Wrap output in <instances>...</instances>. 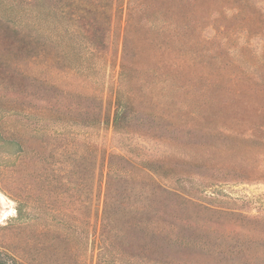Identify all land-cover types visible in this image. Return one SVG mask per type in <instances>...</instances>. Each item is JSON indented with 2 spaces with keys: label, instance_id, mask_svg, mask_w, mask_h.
Here are the masks:
<instances>
[{
  "label": "rangeland",
  "instance_id": "1",
  "mask_svg": "<svg viewBox=\"0 0 264 264\" xmlns=\"http://www.w3.org/2000/svg\"><path fill=\"white\" fill-rule=\"evenodd\" d=\"M6 1L18 5L28 0ZM37 1L53 10L51 18L76 52L87 48L96 55L106 47L113 66L101 68L97 56L92 58L96 63L92 86H99L100 97L93 99V89L82 86L69 71L62 45L37 36L30 27L16 33L0 21V52L10 55L11 51L22 65L16 71L7 65L3 68L0 97L32 113L54 111L77 120L94 118L101 111L109 122L88 130L52 125V129L89 132L86 139L98 145L97 153L74 156L61 142L41 141L37 145L34 141L33 159L42 157L44 163L22 175H12L7 169L12 160L0 153V264H264V144L253 145L249 153L241 151L237 148L244 143L242 131H229L223 124L214 127L211 135L193 133V138L176 141L172 124L145 114L129 123L132 134H117L112 127V104L120 89L121 30L127 0L117 17L121 27L109 38L110 15L108 23L101 24L92 13L75 14L74 4L90 1L109 7L113 0H31ZM234 17L219 16L217 25L213 18L209 20L205 34L211 41L207 46L216 47L221 42L262 53V35L251 37L242 31L222 34L224 25L238 23ZM27 59L33 64L32 71L47 63L50 75L23 74ZM45 76L47 83L42 82ZM73 90L84 93L83 97L75 99ZM37 120L31 118L26 124L32 130L46 125ZM165 142L177 148V153L183 150L188 158L194 155L193 164L191 160L183 166L175 153L164 159ZM128 148L133 157L140 154L155 169L163 163L189 169L196 178L189 183L195 189L192 196L208 209L186 207L172 196L153 194L150 190L156 185L148 180H124L119 175L111 180V160L119 168H131L111 156ZM66 177L71 179L72 188L67 186ZM198 185L205 187L199 190ZM27 195L29 201L22 203ZM104 210L108 226L102 232ZM156 227L171 228L174 235ZM183 240L189 244H181Z\"/></svg>",
  "mask_w": 264,
  "mask_h": 264
},
{
  "label": "trees",
  "instance_id": "2",
  "mask_svg": "<svg viewBox=\"0 0 264 264\" xmlns=\"http://www.w3.org/2000/svg\"><path fill=\"white\" fill-rule=\"evenodd\" d=\"M113 3L109 7L92 4L90 1L79 6L74 4V13L87 16L92 13L101 24H107L110 15L107 30L109 38L121 27L117 24V17L124 10V0H113ZM125 11V23L121 30L123 47L119 65L120 89L112 104L114 113L111 121L117 134H132L129 123L145 114L172 124L170 130L177 134L176 141L193 138V133L211 135L214 127L223 124L229 131H242L240 137L244 143L241 148H237L241 151L249 153L250 148L255 147L253 145L264 144V45L262 53L249 46L238 49L221 42L216 47H208L211 39L208 40L205 34L209 20L213 18L212 21L217 25L219 16L230 14L235 16L233 20H238V23L224 25L223 35L229 31H242L251 37L262 35L264 38V1L236 0L229 4V0H127ZM52 12L51 8L45 9L39 1L32 3L28 0L15 5L0 0V21L16 33L30 27L37 36L62 45V51L69 61V71L82 82V86L93 89V99H99V86L94 88L91 81L96 76V63L92 58L97 56L101 68L113 66L108 49L102 46L96 55L87 48L76 52L73 44L64 41L66 35L51 18ZM11 53L5 55L0 52V76L3 75V68L5 70L9 67L16 71L22 66ZM23 65H26L23 74L33 72L39 76L50 75L51 69L47 63L40 64L42 68L36 71L31 69V60L27 59ZM47 81L48 77L45 76L42 82ZM73 91L75 99L83 97L81 91ZM35 117L39 118L37 122L46 125L32 130L26 122ZM105 122L109 120L101 111L94 118L77 120L54 111L32 113L0 97V153L12 160V164L7 167L12 175H22L43 165L42 157L36 159L38 162L33 159L35 150L31 148V143L34 141L38 142L37 145L41 141L53 145L61 142L68 150L74 151V156L84 153L91 155L97 153L99 147L87 141L86 135L89 132L84 134L80 130L67 131L51 127L77 126L88 130L98 128ZM163 145L167 155L164 159L175 153L183 166L195 159L194 155L192 159L185 156L183 150L177 153V148L169 143ZM130 150L128 148L112 153L114 160L120 158L130 164L131 168H119L111 160L108 164L111 180L117 175L124 180H148L156 185V188L150 190L153 194L158 192L166 198L172 196L186 207L208 209L192 196L195 189L189 187V183L196 178H192L189 169L174 168L166 163L155 169L140 154H136V160L132 156L133 150ZM65 180L67 186L72 188L71 179L66 177ZM204 187L198 185L196 189ZM29 198L28 195L22 197V203H27ZM102 220L103 232L108 226L105 210ZM156 229L174 235L171 228ZM180 243L189 244L185 240Z\"/></svg>",
  "mask_w": 264,
  "mask_h": 264
}]
</instances>
